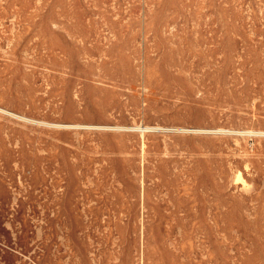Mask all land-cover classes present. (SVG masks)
Segmentation results:
<instances>
[{"label": "rangeland", "instance_id": "obj_1", "mask_svg": "<svg viewBox=\"0 0 264 264\" xmlns=\"http://www.w3.org/2000/svg\"><path fill=\"white\" fill-rule=\"evenodd\" d=\"M0 264H264V0H0Z\"/></svg>", "mask_w": 264, "mask_h": 264}, {"label": "bare ground", "instance_id": "obj_2", "mask_svg": "<svg viewBox=\"0 0 264 264\" xmlns=\"http://www.w3.org/2000/svg\"><path fill=\"white\" fill-rule=\"evenodd\" d=\"M149 125L144 126V129L149 128ZM239 178H241V175H239Z\"/></svg>", "mask_w": 264, "mask_h": 264}]
</instances>
